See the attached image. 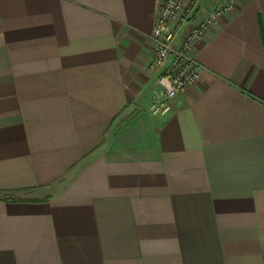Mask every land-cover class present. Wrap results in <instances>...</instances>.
<instances>
[{
    "label": "crops",
    "instance_id": "0c3cea01",
    "mask_svg": "<svg viewBox=\"0 0 264 264\" xmlns=\"http://www.w3.org/2000/svg\"><path fill=\"white\" fill-rule=\"evenodd\" d=\"M154 3L0 0V264H264V0L164 115Z\"/></svg>",
    "mask_w": 264,
    "mask_h": 264
},
{
    "label": "built area",
    "instance_id": "2783aa9c",
    "mask_svg": "<svg viewBox=\"0 0 264 264\" xmlns=\"http://www.w3.org/2000/svg\"><path fill=\"white\" fill-rule=\"evenodd\" d=\"M235 1L224 0L192 24L198 0H155L154 24L149 35L153 53L147 66L149 71L157 72V90L149 105L151 114L168 113L170 100L199 81L200 64L194 49L210 26L233 9Z\"/></svg>",
    "mask_w": 264,
    "mask_h": 264
},
{
    "label": "trees",
    "instance_id": "16d2710c",
    "mask_svg": "<svg viewBox=\"0 0 264 264\" xmlns=\"http://www.w3.org/2000/svg\"><path fill=\"white\" fill-rule=\"evenodd\" d=\"M260 31H261V37H262V45H263V48H264V35H263L262 28H261V23H260Z\"/></svg>",
    "mask_w": 264,
    "mask_h": 264
}]
</instances>
